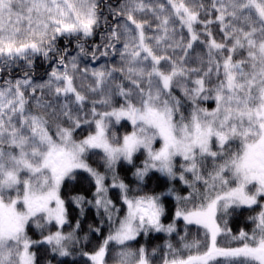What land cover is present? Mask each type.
I'll return each mask as SVG.
<instances>
[{"label":"snow or ice","instance_id":"6c2138e0","mask_svg":"<svg viewBox=\"0 0 264 264\" xmlns=\"http://www.w3.org/2000/svg\"><path fill=\"white\" fill-rule=\"evenodd\" d=\"M53 262L264 264V0H0V264Z\"/></svg>","mask_w":264,"mask_h":264},{"label":"rangeland","instance_id":"374dc122","mask_svg":"<svg viewBox=\"0 0 264 264\" xmlns=\"http://www.w3.org/2000/svg\"><path fill=\"white\" fill-rule=\"evenodd\" d=\"M36 63H37V78H39V76L43 73L44 68L43 66H41L39 60H37Z\"/></svg>","mask_w":264,"mask_h":264},{"label":"trees","instance_id":"16d2710c","mask_svg":"<svg viewBox=\"0 0 264 264\" xmlns=\"http://www.w3.org/2000/svg\"><path fill=\"white\" fill-rule=\"evenodd\" d=\"M77 188H79V185H77ZM87 222H88V221H85V228L87 227ZM159 242H161V241H159V240H154L152 243H159ZM53 264H55V262H53Z\"/></svg>","mask_w":264,"mask_h":264}]
</instances>
